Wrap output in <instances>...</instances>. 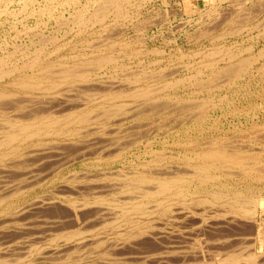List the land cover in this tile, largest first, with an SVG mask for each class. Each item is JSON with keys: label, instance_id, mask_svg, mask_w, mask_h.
Segmentation results:
<instances>
[{"label": "rangeland", "instance_id": "1", "mask_svg": "<svg viewBox=\"0 0 264 264\" xmlns=\"http://www.w3.org/2000/svg\"><path fill=\"white\" fill-rule=\"evenodd\" d=\"M103 1L0 0V71L2 69L9 73L0 78V84L10 82L16 76L17 72L14 73L12 67L23 68L22 70L27 72L30 71L29 66L35 59L42 64L51 63L54 68L56 67V70L63 65L68 66L77 63V66H79L78 64L81 61H85L81 63L83 66L81 67L90 68L94 73L96 71L97 78H100L101 81L115 85L114 90L121 89L124 92L128 89H130L129 91L138 88L147 91L153 89V92L150 91L152 92L150 94L153 95H149L150 99L147 101L153 103V99L154 103L166 105V108L158 113H150V115L146 113L147 115L144 114L146 115L144 117L143 114L137 113L138 111L135 110L137 108H134L133 105L138 106L136 104L139 103L140 105L148 102L143 99L134 101L126 97L129 91H125L126 95L122 92L120 98H117L119 100L116 99L115 102L128 103L129 105L126 108L131 110V112L128 110L130 119L122 126L128 127L129 124L142 123L140 125L145 124L143 125L145 128L146 124L148 127L152 123L149 125L148 130H146V127L141 134L138 133V137H130L128 142L125 140L124 149L115 151L116 153L112 152L111 157L107 155L109 153H98L99 143L101 144V142L97 141L96 143V139L91 140L93 144L88 146L90 148L94 145L96 148L88 149L85 146L86 148H84L87 151L83 150L84 154L81 157L78 155L79 153L75 152L78 149L73 146L76 145L73 144L72 146L69 140H63L62 138H56L57 140H55L60 142L61 147H58L57 142L51 144L52 138L50 140L46 138L43 142H50L48 144L53 149L47 143L43 145L42 142L43 144L40 146L47 147L48 150L46 149V151L49 153L35 155L34 158L33 155L28 156L26 154V152L32 150V148H29L33 145L30 141L28 142L31 145L28 146L29 143L24 144L23 149L21 148L23 144L20 145L22 153L18 152V149L16 154L12 153V156L9 155L10 157L7 153L5 156L8 157L1 154L3 158L0 156V162L2 160L5 162L0 163V187H2L0 188V194L3 195V197L0 196V223H2L0 224V258L2 253L4 256H2L0 264H179L180 262V264H190V262L193 264L196 261L192 253L198 250L206 251L204 254L208 253L201 264H221L220 260L224 256L226 258L227 255L232 256L233 254L245 257L248 252L254 254L259 263L264 264V234L262 232L264 210L261 207L264 204V169H261V172L260 169L256 168L254 172H251L253 174L243 175L241 174V168L231 166L233 167H229L231 170L229 171L231 174L233 173L231 176L230 173H225L226 171L229 172V168L219 167V171L215 170V173H213L218 175V178L204 183H199L197 180L192 181L189 187L192 194L189 193L190 196L189 194L185 195L184 199L181 198L183 195H180V197L173 195V199L171 196L164 197V199L161 197V200L168 198L161 203H158L156 199L146 200L145 207L143 206L145 209L143 212L146 213L130 211L126 216H122L120 214L121 208L116 206L118 201L122 200L121 196L127 194L120 191V185H124L125 176L132 177L133 174L142 172L143 169L155 171L158 168L162 171L163 169H170L171 171L181 173L188 171L189 173L192 170L190 164L195 163V153H199L211 145L216 147L215 143H222V146L235 144L241 147L243 145L242 147L249 149L253 147L254 150H251L248 154L256 155L257 157L254 156L256 160L253 157V161L259 164L260 167L263 164L262 167L264 168V149H262L264 148V0H123L119 3V6H121L118 8L119 10L116 11L117 7L109 6L105 15L97 14V12L95 14L94 12V16L97 17L93 18V15H91L93 10L98 11L96 8L100 7L99 2L103 3ZM101 16H103L102 20L100 19ZM43 40L45 41L42 42ZM259 50L263 53L262 56L259 55L260 57H258ZM229 54L233 55L231 61L226 59L230 56ZM101 55L109 56L113 61L106 62L107 64L104 63V65L102 63L101 68L94 66L95 63H92V65L90 60H94ZM249 56L254 58L250 59L252 60L251 64L247 66L245 71L236 75V73L234 74L230 69H227L231 65L235 68L240 65L242 59ZM87 60L90 62H87ZM209 61L211 62L209 63ZM99 75L101 76L99 77ZM136 76L140 78L137 80ZM63 88L68 87L63 86ZM8 91L16 93L17 95L15 94L14 97L21 96L19 98L22 100L30 97V95L25 96V93L16 92L13 88ZM35 93L41 96L40 92ZM33 94H31L32 97H35V94L34 96ZM86 94H90L86 96L91 97L93 93ZM84 95L83 98H86ZM93 96L92 98L101 101L105 95L97 93ZM14 97L12 99H16ZM114 97L116 96L114 95ZM178 104H180V107ZM181 105L191 107V110L192 108L193 110L183 113L182 110H178L181 109ZM199 109L201 112L203 109L205 116H197ZM92 113V115L97 116L101 115L102 111L96 109ZM105 135L108 137L110 133ZM94 137L100 138L101 136L95 135ZM61 140L66 142V145ZM67 141L70 145L67 144ZM54 144H57L58 148H55ZM153 152L154 155L151 154ZM158 152L161 153L158 154ZM103 154L107 155L106 158ZM113 156L117 158H112ZM186 156L187 160L185 159ZM188 157L193 160L191 158L188 160ZM251 159L247 160L252 161ZM223 169L226 170L224 173ZM256 171H259V174ZM107 173H113L112 177H104V175H109ZM28 180H30V183ZM18 181L21 182L18 183ZM16 183L20 185L18 187H21L19 190ZM106 183L109 184L108 187L112 186L113 188L109 190ZM145 185L148 186L149 184ZM6 186H10L11 190L8 191ZM196 186L198 188L193 190ZM117 188H119V192ZM13 189H16V194ZM234 191L240 192V195L234 196ZM12 192L15 195L8 196ZM5 194L7 195L4 198ZM213 194H220V198L213 201ZM130 195L134 197V194ZM130 195L128 194V197L124 196L125 200L128 198V202L129 200L132 201ZM98 196L100 197L99 200H97ZM119 197H121V200ZM42 198L46 201L51 199L50 206L47 204L42 206L40 204ZM236 198L240 201L245 198H254L259 202V209L261 210L258 209L255 224L242 217L230 222L233 214L227 211L230 210L228 208L230 203ZM100 199L101 203H98ZM113 200L115 201L113 202ZM96 201L98 202L96 203ZM72 202L74 203L72 204ZM182 203L183 205H181ZM37 204L38 206L41 205L42 208L35 206ZM71 204L80 208L79 210L77 207L79 210L77 220L75 218L73 220ZM169 205L173 207L171 208ZM188 205H190L191 211ZM98 206L112 208L114 211L113 216L115 215L114 217L117 219L113 217V220L106 219L104 220L106 222L103 221L104 223L95 224V222L88 221L83 224L81 218L85 219L84 215L87 216L92 209L98 208ZM32 207L33 209H30ZM167 207L170 208V211ZM171 209L174 212L177 211L178 214L172 212ZM162 210L163 213H161ZM189 211L194 213L193 215L196 217L191 214L190 218L187 217V221L185 218L184 221L186 222L183 223L181 219L184 217L182 216L186 213L190 214ZM150 212L153 215H150ZM165 212L168 214H165ZM171 212V217L175 218L176 216V224L174 219L168 216ZM195 212L197 214L206 213L205 224H202V226H207V228L198 231L200 217ZM159 214L167 216L166 219L170 217L174 223H172L173 221L167 222L171 219L166 220L164 217L165 220L161 219ZM209 216L211 219L208 218ZM5 220L7 223H4ZM177 221L181 224H177ZM51 223L53 229L55 227L56 231L54 230V232L62 235L70 232H83L81 238L88 241L84 242V240L77 238L80 242L82 241L81 244H78L79 241L77 240H75L76 244L75 241L64 244L63 238L53 237V242L50 241L49 243L50 237L56 235V233L52 232V234L50 232L52 235L46 236L48 231L46 226L51 225ZM174 224L178 226L176 227ZM206 224H209L210 227ZM163 226L164 228H162ZM161 229L167 236L164 233L161 236ZM90 230L91 232H89ZM169 232L170 235L168 236ZM94 237L97 239H94ZM89 238L91 240L93 238L94 241L97 240L95 245L93 240L92 245H89ZM30 239L34 240V243L36 241V243L32 244L33 242ZM99 239L104 243L100 244ZM24 240L30 241L24 242ZM21 242L22 244H19ZM30 242L31 244H29ZM73 242L74 244H72ZM17 244L20 246L19 250ZM69 244L71 246H67ZM21 245L25 246L22 247ZM62 245L63 247L66 245V247L61 248ZM73 245H76V248L77 245H80L81 249H76ZM25 247L26 250L24 251ZM39 247H41L40 250ZM180 247H182V250L187 251H184L185 254H189H181ZM27 248L32 249L28 250ZM58 248L60 250L64 249L62 250L63 254ZM10 249L12 250L10 251ZM21 249L23 250L22 255L18 254ZM170 249L173 251H169ZM26 251L31 254L26 256V253H24ZM50 251L55 253H53L54 257ZM175 251H179L178 253L181 255L179 256ZM5 253L6 255H4ZM7 255H10V257ZM38 255L43 259L37 257ZM47 255L53 258L50 259ZM23 256L27 258L23 259ZM241 264L244 263L241 262Z\"/></svg>", "mask_w": 264, "mask_h": 264}, {"label": "bare ground", "instance_id": "2", "mask_svg": "<svg viewBox=\"0 0 264 264\" xmlns=\"http://www.w3.org/2000/svg\"><path fill=\"white\" fill-rule=\"evenodd\" d=\"M123 0H104L103 1V3H101V2H99L100 3V7H95L96 8V10L98 9V11H94L93 10V12H92V14L91 15H93L92 17L94 18V17H97L96 15L94 16V12H95V14H96V12H97V14L98 13H100V14H104L105 15V13H106V10H107V8L109 7V6H114L115 8L117 7V9H116V11L117 10H119L118 8H120L121 6H119V3L120 2H122ZM126 1V0H125ZM5 4V3H4ZM84 5V4H83ZM68 6V5H67ZM97 6V5H96ZM45 7V6H44ZM246 9H248V8H246ZM23 10H25V9H23ZM108 11V10H107ZM44 12V11H43ZM51 12V11H50ZM108 13V12H107ZM122 14V13H121ZM75 15V14H74ZM78 16V15H77ZM90 16V15H89ZM98 16H100V15H98ZM103 16H101L100 17V19L102 18ZM76 18V17H75ZM87 19H88V17H87ZM87 19H85L86 21H87ZM90 19V18H89ZM96 19V18H95ZM99 19V18H98ZM102 20V19H101ZM91 21V20H90ZM98 21V20H97ZM100 21V20H99ZM72 22V21H71ZM101 22V21H100ZM220 22V21H219ZM223 22V21H222ZM77 23V22H76ZM97 23V22H96ZM92 24V23H91ZM93 25V24H92ZM232 25V24H231ZM217 26V25H216ZM208 28V27H207ZM201 30V29H200ZM209 31V30H208ZM239 31V30H238ZM207 32V31H206ZM210 32V31H209ZM231 32V31H230ZM101 33V32H100ZM232 34V33H231ZM62 35V34H61ZM64 35V34H63ZM113 36V35H112ZM58 39V38H57ZM39 41V40H38ZM45 40H43L42 42H44ZM91 45V44H90ZM94 45V44H93ZM38 47H40V46H38ZM17 48V47H16ZM249 48V47H248ZM43 49V48H42ZM56 50V49H55ZM227 50V49H226ZM217 51V50H216ZM260 51V50H259ZM261 51H262V49H261ZM261 51L260 52H258L259 54H258V57H260L259 55L261 54V56H262V54L263 53H261ZM12 52V51H11ZM98 52V51H97ZM125 52V51H124ZM217 53V52H216ZM219 53V52H218ZM42 54V53H41ZM211 54V53H210ZM210 54H209V56H210ZM213 54V53H212ZM27 55H29V54H27ZM26 55V56H27ZM196 55V54H195ZM216 55V54H215ZM228 55V54H227ZM230 56L228 57V58H226L227 60H230L231 61V59H232V54H229ZM38 56V55H37ZM85 56V55H84ZM213 56V55H212ZM234 56H235V54H234ZM114 57V56H113ZM257 56H256V58H258ZM32 58V57H31ZM251 58H254V57H248V58H244V59H242L240 62L242 63H240V65H238V66H236L235 68L234 67H231V66H233V65H231V66H228L227 67V69H230V71H232V72H234V74L236 73V75H238V73L239 72H242V71H245V69L247 68V66L249 65V64H251L250 62L252 61V60H250ZM35 59V58H34ZM113 59V58H112ZM207 59V58H206ZM32 60V59H31ZM216 60V59H215ZM221 60V59H220ZM50 61V60H49ZM90 61H92L91 62V64L92 63H95L94 64V66H96V67H99V68H101V64L103 63V65H104V63L105 64H107L108 62H110V61H113V60H111V57H109V56H99V57H97L96 59H94V60H90ZM89 60H87V62H90ZM17 62V61H16ZM83 61H81V63H82ZM85 62V61H84ZM83 62V63H84ZM107 62V63H106ZM211 61H209V63H210ZM81 63H79L78 65L79 66H77V63L75 64V65H68V66H65V65H63L61 68H57L58 70H56L55 68H54V66H52V64L51 63H45V64H42V63H40L38 60H34L33 61V63H31L30 64V71H26V70H22L23 68H18V67H12V71H14V73H16V76L15 77H13L12 78V81H10V82H6L5 84H0V156H1V154L2 155H4L5 156V154L7 153L8 154V156L9 155H11L12 153L15 155L16 154V152H17V150H18V152L20 151V145H22L23 144V146L21 147L22 149L24 148V144H27V143H29L28 141H30V142H32L33 143V145H31L30 143L28 144V146L29 145H31V146H33V147H29V148H32V150H29L28 152H26V154L28 155V156H30V155H33V158L35 157V155H42V154H46V149H47V147H44L43 148V146H40V145H42L43 143V145H45V143H47V145L48 146H50V144H48V143H50V142H43L46 138H49L48 140H50L51 138H52V142H51V144L54 142V143H56L57 141H55V140H57L56 138H62L63 140H69V143L70 144H72V146H73V144H75L76 146H73V147H75L76 149H78V150H76L75 148V152H77V154L78 155H82L83 156V150H86L87 151V149H85L86 147L85 146H91V144H93V142H91V140H95L96 139V143H97V141H100L101 142V144L99 143V145H100V148H99V154H101L100 152H104V153H109V154H107V155H110V157H111V153L113 152V153H116L115 151H118V150H122V149H124L123 147L125 146V145H123V144H125V140H127V142H128V139H130V137H138V133H140L141 134V132L142 131H144V129L147 127V124H146V127L144 128L143 127V125H145V124H143V125H140V124H142V123H140V124H129L128 125V127L126 126V127H123L122 125L124 124V123H126L129 119H130V115H129V112H128V110H130V108L129 109H127L126 108V106L127 105H129L128 103H120V102H115V100L117 99V98H120V94L123 92V90H114V88H116V87H114L115 85L113 84H111L110 82H106V81H101V79L100 78H97V74H96V71H95V73H94V71H92V70H90V68L88 69H85V68H82L83 66L81 65ZM208 63V64H209ZM212 63H213V61H212ZM6 64V63H5ZM23 64H25V63H23ZM29 64V63H28ZM54 65V64H53ZM93 65V64H92ZM98 65H100V66H98ZM206 65V64H205ZM82 66V67H81ZM87 66V65H86ZM207 66V65H206ZM250 66V65H249ZM2 67V66H1ZM23 67V66H22ZM27 67V66H26ZM214 67V66H213ZM229 67H231V68H233V69H231V68H229ZM260 68V67H259ZM259 68H257V69H259ZM93 69V68H92ZM226 69V70H227ZM261 69V68H260ZM225 70V69H224ZM2 71V72H1ZM1 71H0V78L1 77H3L4 75H8L9 73L8 72H5L4 70H2L1 69ZM7 71H9V70H7ZM222 71V70H221ZM128 72V71H127ZM212 72V71H211ZM13 73V72H12ZM216 74V73H215ZM219 74V73H218ZM171 75V74H170ZM227 75V74H226ZM259 75V74H258ZM101 75H99V77H100ZM234 76V75H233ZM137 80L140 78V77H135ZM99 79H100V81H99ZM201 80V79H200ZM199 80V81H200ZM232 80V79H231ZM174 81V80H173ZM202 81V80H201ZM224 81V80H223ZM179 82V81H178ZM71 83V84H70ZM131 83V82H130ZM63 84H68V85H71V86H68V85H63ZM205 84V83H204ZM73 85V86H72ZM192 85V84H191ZM63 86H67L68 88H63ZM163 86V85H162ZM171 86H172V84H171ZM229 86V85H228ZM121 87V86H120ZM11 88H13V89H15L16 90V92L18 91V92H21V93H25L24 95L26 96H28V95H30V97L29 98H24V100H22V99H20L19 97H21V96H19L18 98H17V96L16 97H14L15 96V94L12 92H9L8 90L9 89H11ZM119 88V87H118ZM201 88V87H200ZM130 89H128V91H129ZM132 90V89H131ZM153 90V89H152ZM151 89L149 90V91H147L146 89H134L133 91H127V90H124V92L123 93H125V91H127L129 94H127V93H125L124 95H126L127 94V96L126 97H128V98H131V99H133L134 101H136V100H141V99H143L144 101H147V100H149L150 99V97H148L149 95H153V94H150V93H152L153 91H152ZM150 91H152V92H150ZM35 92H40V93H38V94H40L41 96H38V95H36L37 93H35ZM199 92V91H198ZM35 94V97H32V95L31 94ZM86 93H93L92 95H91V97L90 96H86V95H90V94H86ZM103 94V96H104V98H102V100L100 101H97L95 98H92V97H94L93 95H95V94ZM34 94H33V96H34ZM82 94V95H81ZM83 94H85L84 96H86V98H83ZM17 95V94H16ZM24 95H22V96H24ZM114 95L116 96V97H114ZM122 95V94H121ZM102 96V97H103ZM12 97H14V98H16V99H12ZM125 97V98H126ZM163 97V96H162ZM117 100H119V99H117ZM181 100V99H180ZM179 100V101H180ZM183 100V99H182ZM189 100V99H188ZM191 100V99H190ZM193 100V99H192ZM184 101V100H183ZM195 101V100H194ZM200 101V100H199ZM148 102V101H147ZM152 102L153 103H142V104H140L139 105V103L138 104H136V105H138V106H135V104L133 105V107L134 108H137V109H135V110H137L138 112V114H149L150 115V113H158V112H160L161 110H163V109H165L166 108V105H161V104H156V103H154V101H153V99H152ZM169 102V101H168ZM167 102V103H168ZM177 102H178V99H177ZM182 102V101H181ZM186 102V101H185ZM188 102V101H187ZM163 103V102H162ZM174 103H176L175 101H174ZM200 103H202V102H200ZM199 103V104H200ZM148 104V105H147ZM204 104V103H203ZM197 105V104H196ZM131 106V105H130ZM178 106L180 107V104H178ZM177 106V107H178ZM198 106V105H197ZM128 107V106H127ZM132 107V108H133ZM169 107V106H168ZM176 107V108H177ZM199 108H201V107H199ZM98 110V109H100V111H102V114L100 115H92L93 113H92V111H94V110ZM173 109V108H172ZM133 110V109H132ZM134 110V111H135ZM174 110H176V109H174ZM179 111L180 110H182L181 112H183V113H185V111H189V110H191V107H188V106H186V105H181V109L179 108L178 109ZM192 110H193V108H192ZM191 110V111H192ZM198 110V109H197ZM200 110V109H199ZM130 112H131V110H130ZM133 112V111H132ZM190 112V111H189ZM188 112V113H189ZM199 113H198V117H203V116H205L204 114H203V109H202V112H201V110L200 111H198ZM92 113V114H91ZM101 113V112H100ZM137 113H135V114H137ZM177 113V112H176ZM146 114V115H147ZM170 114V113H169ZM132 115V114H131ZM146 115H144V117L146 116ZM176 115V114H175ZM192 116V115H191ZM132 117V116H131ZM162 117V116H161ZM187 117V116H186ZM188 117H189V115H188ZM100 118V119H99ZM205 118V117H204ZM165 120H166V118H165ZM136 121V120H135ZM141 122V121H140ZM151 122V121H150ZM199 122V121H198ZM129 123V122H128ZM132 123V122H131ZM149 123V122H148ZM152 123V122H151ZM150 123V124H151ZM149 124V125H150ZM155 124V123H154ZM149 125H148V127H149ZM121 127H123V128H121ZM148 127H147V129L146 130H148ZM145 130V132H147ZM107 133H110V136H106L105 134H107ZM119 133V134H118ZM95 135H97V136H101L100 138L102 139V141H101V139L98 137V138H96V137H94ZM140 137V136H139ZM53 138H55L54 140H53ZM132 139V138H131ZM63 140H61V142L62 143H65L64 145H66V142H64ZM71 140V141H70ZM74 141V142H73ZM43 142V143H42ZM124 142V143H123ZM58 143V147H61L60 146V142H57ZM61 143V144H62ZM68 143V141H67V144H69ZM211 143V142H210ZM231 143V142H230ZM233 143V142H232ZM18 144V145H17ZM39 145V146H35V145ZM69 144V145H70ZM90 144V145H89ZM207 144H208V142H207ZM222 144V143H221ZM221 144H216L215 143V145H216V147L215 146H213V145H211V146H209V148H207V149H204V150H201V152H199V153H195V155H194V159H195V163H193V164H190V169H192L191 171H189V173H188V171H186V172H179V171H171L170 169H163V171L162 170H159V168L157 169V168H155V169H157V170H153L152 171V169H151V171H148L147 169H143V171L142 172H136L135 173V171H134V173L135 174H133L132 175V177H128V176H125L124 178V180H125V182H123V186L122 185H120L121 187H120V191H122L124 194H126V195H122L121 197H122V200H121V197H119V199L122 201H118V199H116L115 198V200H117L118 201V203L116 204V206H117V208H121V212H120V209H119V212H120V214H122V216H126L130 211L132 212H142V213H146V212H143V210L145 211V209H144V207H145V205L144 204H146L145 203V201L146 200H150V199H156V201L158 202V203H161L162 201H165L166 199H168V198H166L165 200H163L164 199V197H169V196H171V198H172V196L174 195L175 197L176 196H179L180 197V195H183V197L181 196V198H183L184 199V197H186L185 195H187V194H189L190 192H192V191H190L189 190V187H190V183H192V181H194V180H197L199 183H204V182H207V181H211L212 179H215V178H218L219 176L218 175H216V174H213V173H215V170H218L219 169V167H226V169H228L229 167H231V166H235V167H239V168H241V170H242V172H241V174H253V173H251V172H254L255 170H256V168L259 170L260 169V171H261V169H264L262 166H263V164L261 165V167L260 166H258L259 164H257L255 161H253V159L255 158V157H257L256 155H254V156H252L251 154H248L249 152H251V150H254L253 149V147L251 148V149H249V148H244V147H240V145L238 146V145H235V144H228V145H221ZM55 145V148L57 147V144H54ZM54 145H53V147H54ZM99 145H97V146H99ZM188 145H189V143H188ZM202 145V144H201ZM27 146V145H26ZM27 146V147H28ZM34 146H35V148H34ZM96 146V145H95ZM252 146V145H251ZM42 147V148H41ZM57 147V148H58ZM85 147V148H84ZM94 147V145L92 146V147H90V148H93ZM50 148L51 149H53L52 148V146H50ZM54 148V149H55ZM89 147H88V149H90ZM94 148H96V147H94ZM28 149V148H27ZM62 149V148H61ZM260 149V148H259ZM262 149H264V148H262ZM26 150V149H25ZM48 150V149H47ZM60 150V149H59ZM92 150V149H91ZM49 151H51V150H49ZM94 151V150H93ZM189 151V150H188ZM200 151V150H199ZM262 151V150H261ZM264 151V150H263ZM21 152V151H20ZM190 152V151H189ZM194 152V151H193ZM254 152V151H253ZM259 152V151H258ZM22 153V152H21ZM21 153H18L19 155L21 154ZM25 153V152H24ZM23 153V154H24ZM47 153H49V152H47ZM52 153H54V152H52ZM113 153H112V155H113ZM159 153H161V152H158V154ZM255 153V152H254ZM261 153H263V152H261ZM6 154V155H7ZM17 154V155H18ZM104 155L105 156V158H106V156L107 155ZM152 155H154L155 153L153 152V153H151ZM157 154V153H156ZM256 154V153H255ZM13 155V156H14ZM18 155V156H19ZM48 155V154H47ZM75 155V154H74ZM115 155V154H114ZM178 155V154H177ZM260 155V154H259ZM8 156H5V157H8ZM12 156V155H11ZM22 156V155H21ZM24 157H25V155H23ZM27 156V157H28ZM81 156V157H82ZM86 156V155H85ZM88 156V155H87ZM101 156V155H100ZM157 156V155H156ZM184 156V155H183ZM263 156V155H262ZM2 157V156H1ZM10 157V156H9ZM20 157V156H19ZM19 157H16V158H19ZM109 157V158H110ZM115 156H113L112 158H114ZM254 157V158H253ZM3 158V157H2ZM11 158H13V157H11ZM29 158H32V157H29ZM41 158V157H40ZM99 158V157H98ZM115 158H117V157H115ZM191 158V157H190ZM189 157H188V160L190 159ZM252 158V159H251ZM5 159H7V158H5ZM20 159H21V157H20ZM27 159V158H26ZM25 159V160H26ZM43 159V158H42ZM99 159H101V158H99ZM185 159L187 160V156L185 157ZM247 159H251L252 161H248ZM15 160V159H14ZM191 160H193L192 158H191ZM255 160H256V158H255ZM4 160H2L1 162L2 163H4L3 162ZM0 162V163H1ZM143 162V161H142ZM147 164V163H146ZM157 164V163H156ZM27 166V165H26ZM141 167H143V166H141ZM145 167H147V166H145ZM165 167V166H164ZM184 167V166H183ZM167 168V167H166ZM169 168V167H168ZM187 168V167H186ZM231 168H233V167H231ZM154 169V168H153ZM146 170V171H145ZM170 170V171H169ZM221 171H222V169H220ZM230 170V168L228 169V171ZM241 170H239V171H241ZM25 171V170H24ZM141 171V170H140ZM219 171V170H218ZM226 170H224L223 169V173L225 172ZM231 171V170H230ZM225 172V173H230L231 174V172ZM132 172H133V170H132ZM259 172V171H258ZM257 171H256V173H258ZM262 172V171H261ZM263 172H264V170H263ZM23 173V172H22ZM33 173V172H32ZM235 173H239V172H235ZM107 174H109L108 176L107 175H104V177H106V178H109V177H112L111 175L113 174V173H107ZM233 174V173H232ZM232 174H231V176H232ZM259 174V173H258ZM33 175V174H32ZM115 175V174H114ZM116 175H117V173H116ZM127 175V174H126ZM131 175V174H130ZM220 175V174H219ZM23 176V175H22ZM37 176V175H36ZM75 176V175H74ZM73 176V177H74ZM120 176V175H119ZM240 176V175H239ZM30 177V176H29ZM34 177V176H33ZM11 178V177H10ZM14 178V177H13ZM18 178V177H17ZM16 178V179H17ZM23 178V177H22ZM28 178V177H27ZM35 178V177H34ZM120 178V177H119ZM121 178H123V177H121ZM31 179H32V177H31ZM71 179H73V178H71ZM75 179V178H74ZM15 180V179H14ZM17 180H19V179H17ZM27 180V179H26ZM34 180H36V179H34ZM117 180V179H116ZM121 180V179H120ZM123 180V181H124ZM263 180V179H262ZM1 181V180H0ZM29 181V183H30V180H28ZM38 181V180H37ZM21 182V181H20ZM19 181H18V183H20ZM24 182V181H23ZM112 182V181H111ZM2 183V182H1ZM8 183H11V182H8ZM32 183H34V182H32ZM3 184H5V183H3ZM107 184V183H106ZM113 184V183H112ZM121 184H122V181H121ZM145 184H149L148 186H146ZM16 185H17V187L18 186H20L19 184H17L16 183ZM15 185V186H16ZM115 185V184H114ZM12 186V185H11ZM30 186V185H29ZM103 186H105L104 184H103ZM109 186V184H107V187ZM117 186V185H116ZM6 187H8V186H6ZM10 187V186H9ZM6 188L8 191H10L11 189V187L10 188ZM13 188H16V187H14V186H12ZM91 187V186H90ZM89 187V188H90ZM98 187V186H97ZM106 187V186H105ZM107 187L105 188V189H107ZM206 187V186H205ZM0 188H2V187H0ZM21 187H18V190L20 189ZM88 188V187H87ZM91 188H93V187H91ZM103 188V187H102ZM109 188V190H111V188H113L112 186L111 187H108ZM198 187L196 186L193 190H196ZM17 189V188H16ZM16 189H13L14 190V193H15V190ZM101 189V188H100ZM118 189V192H119V188H117ZM7 190H5V191H7ZM12 190V191H13ZM89 190V189H88ZM91 190V189H90ZM104 190V189H103ZM21 191V190H20ZM100 191H102V190H100ZM105 191V190H104ZM106 191H108V190H106ZM115 191V190H114ZM17 192V191H16ZM19 192V191H18ZM17 192V193H18ZM22 192V191H21ZM94 192V191H93ZM122 192H120V193H122ZM3 193H5V192H3ZM13 192L12 193H9L8 194V196L9 195H13L14 194ZM95 193V192H94ZM100 193V192H99ZM122 193V194H123ZM232 193V192H231ZM240 192H238V191H234V193H233V195L234 196H238V195H240L239 194ZM16 194V193H15ZM14 194V195H15ZM130 195V194H134V197H132L131 195V200L132 201H130L129 200V202H128V198H126L127 200H125L124 199V196H126V197H128L127 195ZM190 194H192V193H190ZM190 194H189V196H190ZM229 194V193H228ZM2 195V193L0 194V196ZM6 195L7 194H5L4 195V198L6 197ZM19 195V194H18ZM91 195V194H90ZM121 195V194H120ZM193 195H195V194H193ZM212 195V194H211ZM220 195V194H219ZM219 195H216V194H213V201L214 200H216V199H219L220 198V196ZM227 195V194H226ZM94 196V195H93ZM222 196V195H221ZM232 196V195H231ZM1 197H3V195L1 196ZM38 197V196H37ZM161 197H163V199L161 200L160 198ZM97 198V197H96ZM95 198V199H96ZM99 196H98V198H97V200H99ZM102 198V197H101ZM233 198V197H232ZM1 199V198H0ZM44 198H42V200H40V204L43 206V204H47L48 206H50V200H48L47 199V201L46 200H43ZM125 200V202H124V200ZM173 199V198H172ZM172 199H170V200H172ZM235 199V198H234ZM243 199V198H242ZM3 200V199H2ZM91 200H94V199H91ZM103 200V199H102ZM115 200H113V202L115 201ZM195 200V199H194ZM95 201V200H94ZM127 201V202H126ZM228 201V200H227ZM226 201V202H227ZM33 202V201H32ZM52 202H53V200H52ZM98 201H96V203H97ZM155 202V201H154ZM156 202V203H157ZM192 202V201H191ZM196 202V201H195ZM210 202V201H209ZM229 202V201H228ZM37 203H39V202H37ZM74 202H72V204H73ZM98 203H101V199H100V201L98 202ZM111 203V202H110ZM116 203V202H115ZM155 203V204H156ZM158 203H157V205H158ZM180 203V202H179ZM186 204H187V202H185ZM193 203V202H192ZM212 203V202H211ZM29 204H30V202H29ZM71 204V206H72V208H71V212H72V216H74L73 217V220H74V218H75V220H77L78 218H77V216H78V212H79V210H80V208H79V210L77 209V207L74 205H72ZM152 204H154V203H152ZM163 204V203H162ZM164 204H165V202H164ZM185 204V205H186ZM188 204H190L189 202H188ZM41 205H39L41 208H42V206ZM52 205V204H51ZM100 205V204H99ZM115 205V204H114ZM114 205H112L113 207H114ZM172 205V204H171ZM181 205H183V203L181 204ZM184 205V206H185ZM191 205V204H190ZM190 205H188V207L190 206ZM31 206H33V205H31ZM35 206H38V204L37 205H35ZM38 206V207H39ZM102 206V205H101ZM115 206V207H116ZM144 206V207H143ZM163 206H165V205H163ZM162 206V207H163ZM170 206V205H169ZM168 206V207H169ZM229 206V205H228ZM9 207V206H8ZM37 207V208H38ZM39 207V208H40ZM44 207H47V206H44ZM74 207H76V208H74ZM96 207V206H95ZM108 208H101L100 206H98V208H94V209H92L90 212H89V214L86 216V215H84V217H85V219L84 218H81V220H82V223L84 224H86V222H88V221H91V223H93V222H95V224L96 223H100V222H103L104 220H106V219H112L113 220V217L115 216H113V209L112 208H109V206H107ZM154 207H156L155 205H154ZM168 207H167V209H168ZM171 207V206H170ZM173 207V206H172ZM171 207V208H172ZM188 207L186 206V208L188 209ZM259 202L256 200V199H254V198H245V199H243V200H241L240 201V199H237L236 198V200H234V201H232L231 203H230V207H228V208H230V210H228L227 212H229V213H232L233 214V217H231V220H230V222L231 221H235V219L236 218H240V217H242V218H244L245 220H247L248 222H251L252 224H255V222H256V218H257V214H258V209H259ZM262 207V210H264V204L261 206ZM36 208V207H35ZM88 208H89V206H88ZM164 208V207H163ZM183 208V207H182ZM30 209H33V207L32 208H30ZM30 209H28V210H30ZM166 209V210H167ZM176 209H179V208H176ZM193 209V208H192ZM21 210V209H20ZM20 210H18V211H20ZM152 210H154L153 208H152ZM163 210H165V209H163ZM162 210V212L161 213H163L164 211ZM165 210V211H166ZM171 210H173V209H171ZM184 210H185V208H184ZM189 210H190V207H189ZM194 210V209H193ZM193 210H192V212H193ZM259 210H261V209H259ZM14 211V210H13ZM31 211V210H30ZM146 211H147V209H146ZM150 211V210H149ZM168 211H170V208L168 209ZM179 211V210H178ZM188 211V210H187ZM191 211V210H190ZM189 211V212H190ZM204 211V210H203ZM22 212V211H21ZM20 212V213H21ZM152 212H154V211H152ZM159 212V211H158ZM172 212H174V210L172 211ZM172 212H171V214L170 215H168V216H170L171 217V215H172ZM177 212V211H176ZM176 212H174V213H176ZM180 212H181V207H180ZM202 212V211H201ZM206 212V211H205ZM4 213V212H3ZM11 213V212H10ZM182 213V212H181ZM180 213V214H181ZM184 213H186V212H184ZM196 213V215L198 216V217H200L199 219H200V221L197 223L198 224V226H199V228L201 227V229L199 230V228H198V231H201L202 229H204V228H207V226L205 227H203L202 226V224H205V220H206V213L205 214H203V213H199V214H197V212H195ZM226 213V212H225ZM262 213V212H261ZM9 214V213H8ZM116 214V213H115ZM119 214V215H120ZM148 214V213H147ZM155 214V213H154ZM158 214V213H157ZM156 214V215H157ZM165 214H168V213H166L165 212ZM176 214H178V212L176 213ZM175 214V215H176ZM187 214V215H186ZM184 216H182V217H184L183 219H181V220H183V223L184 222H186L187 221V217H189L190 218V216H191V214L193 215L194 213H191L190 212V214H188V213H186ZM15 215V214H14ZM21 215V214H20ZM131 215V214H130ZM150 215H153V213H151L150 212ZM159 215H161V214H159ZM174 215V214H173ZM174 215V216H175ZM260 215V214H259ZM22 216H23V214H22ZM71 216V217H72ZM121 216V215H120ZM121 216V217H122ZM141 216H143L142 214H141ZM147 216V215H146ZM145 216V217H146ZM149 216V215H148ZM193 216H195V215H193ZM192 216V217H193ZM212 216V215H211ZM214 216V215H213ZM118 217V216H117ZM159 217H161V219H166V217L165 216H159ZM164 217V218H163ZM168 217L167 219L169 220V219H171V218H173V217ZM181 217V218H182ZM196 217V216H195ZM21 218V217H20ZM86 218H89V219H87L86 220ZM115 218V217H114ZM147 218V217H146ZM155 218V217H154ZM186 218V221H184V219ZM208 218H210V216L208 217ZM10 219V218H9ZM17 219H19V218H17ZM16 219V220H17ZM115 219H117V218H115ZM164 219V220H165ZM166 219V220H167ZM174 219V221L176 220V216H175V218H173ZM173 219H171V220H169V221H167V222H171V221H173ZM211 219V218H210ZM11 220V219H10ZM9 220V221H10ZM15 220V219H14ZM151 220V219H150ZM163 220V221H164ZM178 220V219H177ZM180 220V219H179ZM178 220V221H179ZM180 220V221H181ZM13 221V220H12ZM157 221V220H156ZM174 221L172 222V223H174ZM178 221H177V224H181V223H178ZM6 222V220L4 221V223ZM104 222H106V221H104ZM103 222V223H104ZM182 222V221H181ZM7 223V222H6ZM53 223V222H52ZM52 223H51V225L49 224L48 226H46L48 229V231H47V233L49 232V234H47L46 232V236L47 235H52L53 233H56V235H53L52 237H48V242L50 243V241H52V239L54 240V238L53 237H55V238H63V240H64V242H62V243H64V244H67L68 242L70 243L71 241H75V240H77V238H79V239H82L81 237H82V234H83V232L81 233H79V232H70V233H67V234H59L58 232H54V230H55V227H54V229H53V225H52ZM55 223V222H54ZM53 223V224H54ZM81 223V222H80ZM171 223V224H172ZM207 223V222H206ZM235 223V222H234ZM0 224H2V223H0ZM31 224V223H30ZM29 224V225H30ZM45 224V223H44ZM160 224V223H159ZM159 224H158V226H159ZM175 224H176V221H175ZM174 224V225H175ZM222 224V223H221ZM17 225V224H16ZM16 225H14V226H16ZM19 225V224H18ZM40 225V224H39ZM150 225H151V223H150ZM152 225H153V223H152ZM156 225V224H155ZM161 225H163L162 223H161ZM206 225H209V224H206ZM263 225H264V221H263ZM8 226V225H7ZM10 226V225H9ZM12 226V225H11ZM45 226V225H44ZM176 227L178 226V225H175ZM191 226V225H190ZM197 226V227H198ZM212 226H214V225H212ZM240 226V225H239ZM18 227V226H17ZM37 227V226H36ZM98 227V226H97ZM115 227V226H114ZM157 227V226H156ZM168 227V226H167ZM203 227V228H202ZM209 227H210V225H209ZM24 228V227H23ZM96 228V227H95ZM139 228V227H138ZM147 228V227H146ZM149 228V227H148ZM162 228H164V226L162 227ZM263 229H262V232H263V234H264V226L262 227ZM20 229V228H19ZM40 229V228H39ZM38 229V230H39ZM2 230V229H1ZM6 230V229H5ZM4 230V231H5ZM10 230V229H9ZM21 230V229H20ZM53 230V231H52ZM142 230V229H141ZM144 230V229H143ZM162 230V229H161ZM214 230V229H213ZM7 231V230H6ZM33 231V230H32ZM56 231V230H55ZM139 231V230H138ZM152 231V230H151ZM154 231V230H153ZM170 231H172V230H170ZM50 232L52 233V234H50ZM60 232V231H59ZM89 232H91V230L89 231ZM173 232V231H172ZM206 232H207V230H206ZM150 233V232H149ZM162 235L161 236H163V233H164V231L162 230ZM160 233V234H161ZM201 233V232H200ZM152 234V233H151ZM159 234V233H158ZM167 234V233H166ZM172 234V233H171ZM204 234V233H203ZM203 234H201V235H203ZM24 235V234H23ZM22 235V236H23ZM30 235V234H29ZM153 235V234H152ZM155 236H156V234H154ZM164 235H165V233H164ZM170 235V232H169V234H168V236ZM43 236V235H42ZM44 236H45V234H44ZM155 236H153V238H155ZM165 236H167V235H165ZM127 237V236H126ZM158 238L160 237V235L159 236H157ZM23 238V237H22ZM39 238H41V236H39ZM58 238V239H59ZM162 238V237H161ZM161 238H160V240H161ZM169 238V237H168ZM181 238V237H180ZM44 239V238H43ZM46 239V238H45ZM94 239H97L96 237H94ZM101 239V238H100ZM100 239H99V242H101L100 241ZM214 239V238H213ZM31 241H32V239H30ZM30 240H27L28 242L30 241ZM39 240V239H38ZM37 240V241H38ZM41 240H42V238H41ZM47 240V239H46ZM45 240V241H46ZM56 240V239H55ZM63 240H61V241H63ZM82 240H84V242L85 241H88V240H85V239H82ZM89 240H90V244L89 245H92L91 244V242H93L94 240H93V238H92V240L89 238ZM155 241L157 240V239H154ZM11 241V240H10ZM26 240H24V242H27ZM34 241V240H33ZM32 241V242H33ZM40 241V240H39ZM77 241H79V240H77ZM97 241V240H96ZM96 241H94L93 242V244L95 245V242ZM146 241V240H145ZM150 241H151V239H150ZM157 241H159V240H157ZM218 241V240H217ZM243 241V240H242ZM42 242V241H41ZM53 242V241H52ZM82 242V241H81ZM81 242L79 241V242H77L78 244H81ZM98 242V243H99ZM192 242V241H191ZM35 243H36V241H35ZM34 242L32 243V244H35ZM88 243V242H87ZM98 243H96V244H98ZM104 243V242H103ZM102 242L100 243V244H103ZM156 243V242H155ZM185 243V242H184ZM240 243V242H239ZM19 244H22V242L21 243H19ZM19 244H17L18 246V250H19V248H20V246H19ZM25 244V243H24ZM29 244H31V242L29 243ZM46 244V243H45ZM63 244V245H64ZM72 244H74V242L72 243ZM75 244H76V241H75ZM100 244H98V245H100ZM115 244V243H114ZM151 244V243H150ZM159 244V243H158ZM182 244V243H181ZM9 245V244H8ZM26 245H28L27 243H26ZM38 245V244H37ZM63 245H62V247L61 248H64V247H66V245L63 247ZM87 245V244H86ZM93 245V246H94ZM199 245V244H198ZM1 246V245H0ZM22 246V245H21ZM25 246V245H24ZM24 246H22V247H24ZM29 246V245H28ZM27 246V247H28ZM35 246V245H34ZM67 246H71V244H69V245H67ZM74 247L76 246V245H73ZM78 247L77 248H80L81 246L80 245H77ZM83 246V245H82ZM84 246H85V243H84ZM83 246V247H84ZM106 246V245H105ZM113 246V245H112ZM156 246V245H155ZM5 247V246H4ZM9 247V246H8ZM31 247V246H30ZM3 248V247H2ZM9 248H11V247H9ZM15 248H16V246H15ZM14 248V249H15ZM35 248V247H34ZM40 248L41 247H39V250H40ZM71 248H73V247H71ZM76 248V247H75ZM76 248V249H77ZM181 248V249H180ZM180 248H177V249H180V250H182V247H180ZM12 249H13V247H12ZM12 249H10V251L12 250ZM23 249V248H22ZM21 249V252L20 253H18V254H23V250L25 251L26 250V247H25V249H23L22 250ZM28 249V248H27ZM29 249H32V248H29ZM28 249V250H29ZM56 249V248H55ZM75 249V250H76ZM81 249V248H80ZM84 249V248H83ZM187 249V248H186ZM17 250V251H18ZM27 250V251H28ZM37 250V249H36ZM52 250V249H51ZM57 250V249H56ZM58 250H60V248H58ZM62 250H64V249H61L60 251H61V254H63L62 253ZM73 250V249H72ZM87 250V249H86ZM172 249H170L169 251H171ZM176 250V249H175ZM225 250V249H224ZM1 251V250H0ZM8 251H9V249H8ZM27 251L26 252H24V253H26L25 255L27 256L28 254H31V253H27ZM35 251V250H34ZM53 251V250H52ZM52 251H50L51 253H52ZM78 251V250H77ZM173 251V250H172ZM183 251V252H182ZM182 251H180V253L181 254H185V252L184 251H186V250H182ZM30 252H33V251H30ZM38 252V251H37ZM47 252V251H46ZM45 252V253H46ZM49 252V251H48ZM56 252V251H55ZM59 252V251H58ZM64 252V251H63ZM162 252H164V251H162ZM167 252V251H166ZM175 252H179V251H175ZM187 252V251H186ZM189 252V251H188ZM194 252V251H193ZM206 251H202V250H198L197 252H194V253H192V255L194 254V259H195V261H196V263H194L193 262V264H201V261L202 260H204V258H205V256H206V254H208V253H206V254H204ZM251 252V251H250ZM7 253V252H6ZM6 253L4 254V255H6ZM8 253H11V252H8ZM7 253V254H8ZM39 253H40V251H39ZM43 253V252H42ZM54 253V252H53ZM53 253H52V256H53ZM57 253V252H56ZM157 253V252H156ZM155 253V254H156ZM159 253H161V252H159ZM168 253V252H167ZM215 253V252H214ZM0 254H1V252H0ZM12 254V253H11ZM21 254V255H22ZM48 254V253H47ZM55 254V253H54ZM59 254V253H58ZM58 254H56V255H58ZM180 254V255H181ZM186 254H189V253H186ZM185 254V255H186ZM238 254V253H237ZM35 255V254H34ZM40 255H41V253H40ZM40 255H38L37 257H39ZM45 255V254H44ZM159 255V254H158ZM178 255H179V253H178ZM179 255V256H180ZM184 255V256H185ZM229 255H231V254H229ZM2 256H3V253H2V255H1V258H2ZM7 256H9L10 257V255H7ZM22 257L23 259H25V258H27V257ZM42 256V255H41ZM48 256V255H47ZM46 256V257H47ZM150 256V255H149ZM161 256V255H160ZM183 256V255H182ZM228 256V255H227ZM226 256V258H225V256H224V258H222L221 260H220V262H221V264H241V262H243L244 264H262V263H259V261L257 260V257H255V255L254 254H252V253H249L248 252V254L245 256V257H240L239 255H233L232 254V256H228L227 257ZM4 257V256H3ZM8 257V258H9ZM16 257H18V256H16ZM54 257V256H53ZM53 257H51V258H53ZM57 257V256H56ZM178 257V256H177ZM223 257V256H222ZM1 258H0V262H1ZM6 259H7V257H5ZM5 258H3V259H5ZM11 258H13V257H11ZM28 258H29V256H28ZM34 258H35V256H34ZM34 258H33V260H34ZM40 258V257H39ZM38 258V259H39ZM42 258V257H41ZM40 258V259H41ZM48 258H50V256H48ZM50 258V259H51ZM110 258V257H109ZM152 258V257H151ZM183 258V257H182ZM186 258V257H185ZM184 258V259H185ZM19 259V258H18ZM18 259H15L16 261L18 260ZM30 259V258H29ZM32 259V258H31ZM35 259H37V258H35ZM43 259V258H42ZM142 259V258H141ZM9 260H10V258H9ZM14 260V259H13ZM19 260H21V259H19ZM48 260V259H47ZM113 260V259H112ZM181 260V259H180ZM11 261V260H10ZM36 261V260H35ZM52 261V260H51ZM189 261V260H188ZM191 261H193V260H191ZM7 262H8V260H7ZM180 262V261H179ZM185 262V261H184ZM29 263V262H28ZM105 263V262H104ZM181 263V262H180ZM179 263V264H180ZM72 264V263H71ZM183 264V263H182ZM185 264V263H184ZM190 264H191V262H190Z\"/></svg>", "mask_w": 264, "mask_h": 264}]
</instances>
